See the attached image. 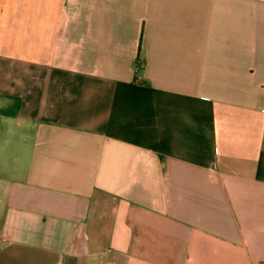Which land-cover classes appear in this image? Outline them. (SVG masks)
Listing matches in <instances>:
<instances>
[{
	"label": "crops",
	"instance_id": "1",
	"mask_svg": "<svg viewBox=\"0 0 264 264\" xmlns=\"http://www.w3.org/2000/svg\"><path fill=\"white\" fill-rule=\"evenodd\" d=\"M0 264H264V0H0Z\"/></svg>",
	"mask_w": 264,
	"mask_h": 264
}]
</instances>
